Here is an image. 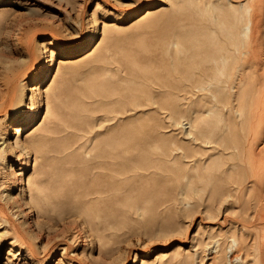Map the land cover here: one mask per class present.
<instances>
[{
    "label": "rangeland",
    "instance_id": "obj_1",
    "mask_svg": "<svg viewBox=\"0 0 264 264\" xmlns=\"http://www.w3.org/2000/svg\"><path fill=\"white\" fill-rule=\"evenodd\" d=\"M10 80L0 264H264V0H0V95ZM45 138L47 153L20 164L14 142Z\"/></svg>",
    "mask_w": 264,
    "mask_h": 264
},
{
    "label": "bare ground",
    "instance_id": "obj_2",
    "mask_svg": "<svg viewBox=\"0 0 264 264\" xmlns=\"http://www.w3.org/2000/svg\"><path fill=\"white\" fill-rule=\"evenodd\" d=\"M226 1V0H225ZM247 1V0H246ZM227 2H229V1H227ZM248 5V4H247ZM249 6V5H248ZM248 9H250V7L248 8ZM231 12H233V13H235V10L233 9V11H231ZM203 13V12H202ZM232 13V14H233ZM251 13V12H250ZM237 14V13H236ZM236 14H234V15H236ZM241 14V13H240ZM101 16V15H100ZM233 16V15H232ZM237 16V15H236ZM240 16L241 15H239V17H238V19H240ZM243 16V15H242ZM237 17L235 18V17H230V18H235V20L234 19H232V25H237V27H238V24H236V19H237ZM241 20V19H240ZM238 23V22H237ZM262 23H263V20H262V15H261V13H255L254 15H250V19H249V22L248 23H246V24H244V22H243V24L245 25V27H244V30H243V32L246 34V33H248L249 32V35H250V33H251V35H252V39L254 40V38L256 37V36H258V34L260 33V31H261V27H262ZM242 24V26H244ZM111 25H113V24H110L109 26H111ZM102 26V25H101ZM224 27V25L222 26V28ZM225 27H227L226 25H225ZM110 29V28H109ZM225 29H229V30H227L228 31V33L227 32H225L224 34L226 35V33L228 34V36L229 37H233L234 35H238L239 34V32L238 31H236L234 28H229V27H227V28H225ZM224 29V30H225ZM240 35V34H239ZM242 35V34H241ZM211 36V35H210ZM227 36V35H226ZM216 37V36H215ZM228 37V38H229ZM239 37V36H238ZM219 38V37H218ZM218 38H216V39H218ZM231 39V38H230ZM234 39V38H233ZM241 39H243V38H240V40ZM253 40L251 41V46L249 45L248 46V48H246L245 50H244V53H246V52H249V53H255V52H257L258 50H259V47L258 46H256L255 44H254V42H253ZM217 41V40H216ZM236 41V40H235ZM243 41V40H242ZM246 41V40H245ZM212 42V41H211ZM239 42V41H238ZM238 42H234V41H232V43H235V44H238ZM67 43V42H66ZM209 44H210V42H209ZM225 44V43H224ZM221 46V45H220ZM240 47V46H239ZM214 48H215V46H214ZM217 48V47H216ZM224 48H226L225 46H224ZM236 48V47H235ZM238 48V47H237ZM213 49V48H212ZM185 51V50H184ZM210 51V50H209ZM166 52H168L167 50H166ZM182 53V52H181ZM181 55H183V54H181ZM219 57H220V54H219ZM51 58V57H50ZM217 58V57H216ZM215 58V59H216ZM214 59V58H213ZM221 59V58H220ZM229 60V66H231L232 67V65H234V61H233V59L232 58H230V59H227V61ZM253 62V61H252ZM226 63V62H225ZM228 66V68L230 69V67ZM119 67V66H118ZM110 68V67H109ZM112 68V67H111ZM223 68V67H222ZM228 69V70H229ZM217 70V69H216ZM224 71V70H223ZM223 71H221L222 73H224L225 74V72H223ZM29 72V71H28ZM157 75V74H156ZM192 75V74H191ZM220 75V77H222V75H221V73L219 74ZM193 76H194V74H193ZM224 76V75H223ZM230 76H232V74L230 73L229 74V77ZM189 77V76H188ZM235 77H237V76H235ZM156 78V77H155ZM191 78V77H190ZM119 79V78H118ZM121 79V78H120ZM234 79V78H233ZM122 80V79H121ZM120 80V81H121ZM126 80V79H125ZM124 80V81H125ZM123 81V80H122ZM157 81V80H156ZM226 82V81H228V79H222L220 82ZM159 82V81H158ZM219 82V81H218ZM121 83V82H120ZM199 83V82H198ZM138 84V83H137ZM145 84V83H144ZM119 85V84H118ZM118 85H116V87L118 86ZM121 85H123L122 83H121ZM216 85V84H215ZM112 86V85H111ZM217 86V85H216ZM216 86H214V87H216ZM231 86H233V84L231 85ZM30 87V86H29ZM36 87L37 86H31L30 88H28V89H30V91H31V95H30V93H29V95H30V102H29V106H30V108H34V106H35V104H36V102H38V100L37 101H35L34 100V94H35V90H36ZM115 87V86H114ZM146 87V86H145ZM201 87V86H200ZM218 87V86H217ZM119 88V87H118ZM219 88H221V85H220V87ZM225 87H223L222 89H224ZM18 85H15L14 84V82L13 81H8V82H6L5 83V89L2 91V94L0 95L1 96V98H2V101L0 102V110H2L3 108H4V106H5V104L8 102V103H10V101H13L17 96V94H15V92L16 91H18ZM56 90H57V88H56ZM55 90V91H56ZM108 90H110V87L108 88ZM140 91H142L141 89H139ZM148 90H150V89H148ZM217 90V89H216ZM140 91H139V93H140ZM45 92V91H44ZM102 92V91H101ZM105 92V91H104ZM103 92V93H104ZM153 92V91H152ZM220 92H221V90H220ZM219 92V94H221ZM224 91L222 90V93H223ZM102 93V94H103ZM105 93H107V92H105ZM104 93V94H105ZM119 93V92H118ZM150 93H151V91H150ZM154 93V92H153ZM152 93V94H153ZM163 93V92H162ZM164 93H166V91L164 92ZM212 93V92H211ZM225 93V92H224ZM223 93V94H224ZM103 94V95H104ZM126 94V93H125ZM222 94V95H223ZM124 95V94H123ZM130 95V94H129ZM140 95H141V93H140ZM155 95V94H154ZM167 95H169V94H167ZM177 95V94H176ZM204 95V94H203ZM106 96H107V94H106ZM150 95H148V97H149ZM178 96V95H177ZM218 96H220V95H218ZM19 97V96H18ZM142 97V96H141ZM164 97V96H163ZM163 97H162V100H163ZM176 97V96H175ZM178 97H180V95L178 96ZM222 97V96H221ZM220 97V98H221ZM24 98V97H23ZM27 98V97H26ZM138 98H140L139 97V94H138ZM177 98V97H176ZM182 98V97H181ZM171 99V98H170ZM104 100V99H103ZM102 100V101H103ZM139 100V99H138ZM137 100V101H138ZM141 100H142V98H141ZM166 100V99H165ZM173 100H175L174 98L172 99V101ZM159 101H160V99H159ZM169 101V99L167 100V102ZM213 101V100H212ZM45 102V101H44ZM109 102H111V101H109ZM142 102V101H141ZM158 102V101H157ZM164 102V101H163ZM163 102H161V104L163 105ZM170 102V101H169ZM167 103V105L168 104H171V102L170 103ZM178 102V101H177ZM104 103V102H103ZM106 103V102H105ZM104 103V104H105ZM108 103V102H107ZM143 103V102H142ZM175 103H176V101H175ZM47 106L45 107L46 108V114H47V112L48 111H50L51 110V101H50V98H47ZM164 104H165V102H164ZM128 105V104H127ZM166 105V104H165ZM176 105V104H175ZM181 105V104H180ZM21 106V105H20ZM27 106H28V104H27ZM116 106H118V105H116ZM161 106V105H160ZM173 106V105H172ZM18 107V106H17ZM115 107V106H114ZM167 107V106H166ZM171 107V106H170ZM175 107V106H174ZM115 108H118V107H115ZM175 108H179V107H175ZM210 108V107H209ZM219 108V107H218ZM20 109V108H19ZM180 109V108H179ZM208 109V108H207ZM206 109V110H207ZM110 110H111V108H110ZM170 110H172L171 108H170ZM170 110H169V113H170ZM173 110H175V109H173ZM172 110V111H173ZM197 110V109H196ZM201 110V109H200ZM199 110V111H200ZM215 110V109H214ZM44 111V110H43ZM124 111V110H123ZM155 111V110H154ZM177 112H178V117L180 116V113H179V111L178 110H176ZM176 111H175V113H176ZM192 111H193V108H192ZM195 111V110H194ZM148 112V111H147ZM151 112V111H150ZM174 112V111H173ZM247 112V111H246ZM139 113V112H138ZM141 113H143V112H141ZM152 113H154L153 111L150 113L151 114V116H154V115H157V114H154V115H152ZM159 113V112H158ZM175 113H174V115H175ZM184 113V112H183ZM140 114V113H139ZM182 114V113H181ZM168 115H170V114H168ZM174 115H171V117L172 116H174ZM176 115H177V113H176ZM191 115V114H190ZM215 115H216V113H215ZM25 117H27V118H30L31 116H32V113L30 112V113H26L25 115H24ZM46 116V115H45ZM45 116H44V118H45ZM148 116H149V114L147 115V118H148ZM151 116L149 117V119H151ZM184 116H185V114H184ZM189 116V115H188ZM220 116V115H219ZM42 117V116H41ZM137 117V116H136ZM141 117V116H140ZM140 117L138 118V119H140ZM146 117V116H145ZM175 117V116H174ZM181 117V116H180ZM179 117V118H180ZM191 117V116H190ZM217 117H218V115H217ZM44 118H43V120L41 121V124L43 123V121H44ZM175 118H177V116L175 117ZM178 118V119H179ZM187 118V117H186ZM193 118V117H192ZM215 118V117H214ZM220 118V117H219ZM134 120H135V115H134V118H133ZM132 119V120H133ZM142 119H144V117L142 118ZM161 119V118H160ZM178 119H176V121L178 120ZM188 119H189V117H188ZM222 119V118H221ZM224 119V118H223ZM129 120V119H128ZM131 120V122H133ZM161 120H163V119H161ZM210 120H213V119H210ZM215 120V119H214ZM54 121V120H53ZM136 121V120H135ZM139 121V120H138ZM174 121V120H173ZM191 121V120H190ZM189 121V122H190ZM219 121V120H218ZM226 121V120H225ZM127 122V121H126ZM140 122V121H139ZM161 122V121H160ZM216 122V121H215ZM214 122V123H215ZM128 123V122H127ZM130 123V122H129ZM141 123H142V120H141ZM144 123H148V122H144ZM143 123V124H144ZM162 123V122H161ZM213 123V122H212ZM134 124H136V122H134ZM133 124V126H132V128H134V126L136 127V125H134ZM137 124H138V122H137ZM149 124V123H148ZM157 124V123H156ZM155 124V125H156ZM203 124V123H202ZM219 125L221 124V123H218ZM128 125V124H127ZM158 126H160L159 124H157ZM205 125H206V123H205ZM211 125V124H210ZM263 125V124H262ZM123 126V125H122ZM121 126V127H122ZM139 127H140V125H138ZM142 126V125H141ZM147 126H151L150 124L149 125H147L146 124V127ZM154 125L152 124V127H153ZM163 125H161V127H162ZM204 126V125H203ZM215 126H217V124L215 125ZM227 125L225 124V126L224 127H226ZM77 127H79L78 125H77ZM124 127V126H123ZM130 127H131V125H130ZM139 127H137L138 129H139ZM142 127H144V125L142 126ZM141 127V128H142ZM152 127H150V128H152ZM165 127H166V125H165ZM168 127V126H167ZM188 127V126H187ZM214 127V126H213ZM127 127L125 126V128L124 129H126ZM136 128V129H137ZM145 128V127H144ZM155 128V127H154ZM202 128H207V127H202ZM215 128V127H214ZM217 128V127H216ZM215 128V130H218V128L216 129ZM227 128V127H226ZM225 128V129H226ZM16 129V131H17V135H19L20 133H21V131H22V129L18 126L17 128H15ZM118 129V128H117ZM130 129V128H129ZM129 129L127 130L128 131V133H129ZM135 129V128H134ZM134 129H130V132L131 131H133ZM137 129V130H138ZM143 129V128H142ZM141 129V130H142ZM149 129V128H148ZM153 129V128H152ZM211 129H213V128H211V126H210V130ZM221 129V128H220ZM88 130V129H87ZM157 130V129H156ZM199 129H197V131H198ZM201 130V129H200ZM207 130V129H206ZM205 130V131H206ZM215 130H214V132H215ZM261 130H262V128H261ZM123 131V130H122ZM135 131V130H134ZM133 131V132H134ZM142 131H144V130H142ZM220 131H223V130H219V133H220ZM33 132H35V131H33ZM123 132H125V131H123ZM133 132H131V134L133 133ZM138 132H139V130H138ZM137 132V133H138ZM200 132V131H199ZM198 132V133H199ZM202 133L201 134H203L204 133V130L203 131H201ZM224 132V131H223ZM261 132V131H260ZM37 133V132H36ZM41 133V132H40ZM126 133V132H125ZM135 133V132H134ZM148 133H150V132H148ZM160 133H161V131H160ZM159 133V136H158V138L160 137V134ZM168 133H170V132H168ZM211 132L209 131V134H210ZM124 134V133H123ZM130 134V133H129ZM131 134H130V136H131ZM138 134H140V132L138 133ZM142 134V133H141ZM147 134V133H146ZM201 134H198V135H200L201 136ZM208 134V135H209ZM215 134V133H214ZM217 134V133H216ZM133 135V134H132ZM135 135H137V134H135ZM149 135V134H148ZM211 135V134H210ZM220 135V134H219ZM134 136V135H133ZM132 136V137H133ZM138 136V135H137ZM145 136H147V135H145ZM145 136H142V138H140L139 136L138 137H136L135 136V138L137 139V140H139V139H143V137H145ZM153 136V135H152ZM161 136H163V135H161ZM165 136V135H164ZM169 136H171L172 137V135H169ZM213 136V135H212ZM216 136V135H215ZM260 136V135H259ZM2 136H0V138H1ZM150 137H151V135H150ZM150 137H148L147 136V138H148V140L150 139ZM210 137V136H209ZM219 137V136H218ZM4 138V137H3ZM17 138H18V136H17ZM74 138H76V137H71V139H74ZM77 138H79L78 136H77ZM124 138H127L126 136H124ZM123 138V139H124ZM134 137L132 138V139H134V143L135 144H137L136 142H135V139ZM146 138V137H145ZM147 138H146V140H147ZM152 138V137H151ZM163 137H160V139H162ZM208 138V137H207ZM211 138V137H210ZM70 139V138H69ZM120 139V138H119ZM156 139V138H155ZM154 139V140H155ZM167 139L169 140V137H167ZM171 139V138H170ZM173 139V138H172ZM203 139V138H202ZM14 140V139H13ZM128 140H131L130 138L128 139ZM136 140V141H137ZM145 140V139H144ZM151 140V139H150ZM153 140V141H154ZM158 140V139H157ZM165 140V139H164ZM164 140H161V141H164ZM175 140V139H174ZM216 140V139H215ZM127 141V140H126ZM132 141V140H131ZM166 141V140H165ZM171 141H173V140H171ZM112 142V141H111ZM122 142V141H121ZM133 142V141H132ZM139 142V141H138ZM145 143H146V141H144ZM151 142V144H152V140L150 141ZM155 142V141H154ZM166 142H168V141H166ZM166 142H161V143H163L164 145H167L168 143H166ZM170 142V141H169ZM3 143H4V141H3ZM119 143V142H118ZM127 143H129V141L127 142ZM127 143L126 144H124V145H127ZM139 143H141V141L139 142ZM139 143H138V145H139ZM148 144H149V142H147ZM166 143V144H165ZM171 143V142H170ZM170 143H169V145H170ZM173 143V142H172ZM57 144V143H56ZM144 144V143H143ZM163 144H161V145H163ZM122 145V144H121ZM123 145V146H124ZM129 145L130 144H128V147L127 148H129ZM169 145H167V147L169 148V150H170V147H169ZM6 146V145H5ZM11 146V145H10ZM22 145H21V143H20V140H16V142H14V145L12 146V147H14L15 148V150H16V153H15V155H16V159L20 162V164H24V162L23 161H25V160H28L29 161V159H27L26 157H28L29 158V156L27 155V153H30V152H33L34 154H36V156L37 155H40V156H43V154H45V153H47V151L49 150V144H48V140L45 138L44 139V142H41V143H39V144H33L32 146H30V147H25V146H23V147H21ZM130 146H132V145H130ZM141 146V145H140ZM144 146H145V144H144ZM148 147H149V145H147ZM11 147V148H12ZM61 147H63V146H60V148ZM125 147V146H124ZM123 147V148H124ZM142 147H143V145H142ZM157 147V146H156ZM159 147H160V149H161V146L159 145ZM164 147V146H163ZM173 147V146H172ZM19 148H21V152H17V151H19L18 149ZM59 148V147H58ZM118 148V151H119V148H120V145H119V147H117ZM150 148L151 149H153V148H155V146H153V148L150 146ZM150 148H148V150L150 149ZM167 148V149H168ZM54 149H56V148H54ZM62 150H63V148H61ZM104 149V148H103ZM131 149H134V150H136V149H138V147L137 148H131ZM141 149V148H140ZM143 149L145 150V148L143 147ZM157 149H158V147H157ZM165 149H166V146H165ZM257 149V148H256ZM98 150H101V149H98ZM127 151H128V149H126ZM148 150H146V151H148ZM155 150H156V148H155ZM161 150H164V149H161ZM168 150V151H169ZM238 151H239V149H237ZM55 151V150H54ZM80 151V150H79ZM82 151V150H81ZM102 151V150H101ZM130 151V150H129ZM137 152H138V150H136ZM151 151V150H150ZM153 151V150H152ZM58 152H61V151H58ZM99 152V151H98ZM121 152V151H120ZM161 152H163V151H161ZM165 152H166V150H165ZM134 152H132L131 154H133ZM139 153V152H138ZM138 153H137V155H138ZM167 153H171L172 154V152H167ZM80 154V153H79ZM94 154V153H93ZM100 154V153H99ZM163 154H165V153H163ZM136 155V154H135ZM135 155H134V157H135ZM85 156V155H84ZM99 156V155H98ZM101 156V155H100ZM103 156V155H102ZM123 156V155H122ZM130 156H132V155H130L129 154V156H128V159H129V157ZM170 156V155H169ZM65 157V156H64ZM64 157H62L61 156V158H64ZM94 157V156H93ZM126 158V157H125ZM132 157H130V159H131ZM64 159H66V158H64ZM134 159V158H133ZM176 159V158H175ZM218 159H219V157H218ZM62 160V159H61ZM171 160H174V159H171ZM221 160V159H220ZM220 160H219V162H220ZM63 161V160H62ZM138 161V160H137ZM222 161V160H221ZM125 162V161H124ZM124 162H121L122 163V165H123V163ZM174 162H176V161H174ZM218 162V161H217ZM120 163V162H119ZM120 163V164H121ZM173 163V162H172ZM39 164H40V162H38V160L36 159L35 160V162H34V168L35 169H38V166H39ZM224 164H225V162H224ZM56 165V164H55ZM55 165L53 166V168L55 167ZM125 165V164H124ZM215 165V164H214ZM217 165H218V163H217ZM59 166V165H58ZM129 166V165H128ZM187 166V165H186ZM219 166V165H218ZM52 167V166H51ZM86 167V166H85ZM89 167V166H88ZM121 167V166H120ZM124 167V166H123ZM57 168H59V167H57ZM90 168V167H89ZM132 168V170H133V167H131ZM192 168H194V167H192ZM197 168H198V166H197ZM217 168V167H216ZM66 169V168H65ZM119 169V168H118ZM123 169V168H122ZM217 169H219V168H217ZM216 169V170H217ZM129 170H131V169H129ZM190 171H191V169H189ZM193 170V169H192ZM210 170V169H209ZM115 171H116V169H115ZM118 171V170H117ZM122 171V170H121ZM59 172H62V171H59ZM119 172V171H118ZM192 172V171H191ZM197 172V171H196ZM189 173V175H190V172H188ZM63 174V173H62ZM185 174V173H184ZM45 175V174H44ZM56 175V174H55ZM192 175V174H191ZM197 175H199L198 173H197ZM209 175V174H208ZM114 176V175H113ZM186 176V175H185ZM210 176V175H209ZM27 177V176H26ZM191 177V176H190ZM190 177H188V178H190ZM56 178V177H55ZM126 178V177H125ZM219 178V177H218ZM33 179V180H32ZM185 179V178H184ZM187 179V178H186ZM205 179V178H204ZM113 180V179H112ZM32 181H34V182H37V179H36V177H32V178H30V177H28V184H30ZM115 181H118L117 179L115 180ZM186 181V180H185ZM190 181V180H189ZM112 182V181H111ZM188 181H186V183H187ZM193 182V181H192ZM203 182V181H202ZM116 183V182H115ZM117 183H119V185H118V187L121 189L122 187H121V185L122 184H120V182L118 181ZM121 183H122V181H121ZM123 183H125V180H123ZM194 183V182H193ZM201 183V182H200ZM208 183H209V181H208ZM190 183L188 182V185H189ZM191 185V184H190ZM210 185V184H209ZM116 186H117V184H116ZM115 185H114V187L113 188H115L116 187ZM186 186H187V184H186ZM185 186V187H186ZM182 187V186H181ZM190 188H191V186H189ZM119 188H117V189H119ZM188 189V188H187ZM246 189V188H245ZM102 190V189H101ZM186 190V189H185ZM180 191L182 192V190L180 189ZM188 191H189V189H188ZM103 192V191H102ZM121 193V192H120ZM183 193V192H182ZM30 194H32L31 193V191H30ZM122 194V193H121ZM125 195V194H124ZM203 195V194H202ZM182 196V195H181ZM125 197V196H124ZM123 198V197H122ZM182 198H183V196H182ZM261 197H258L257 196V201H261ZM189 201V200H188ZM244 201V200H243ZM105 207V206H104ZM241 207H242V209L243 210H245L244 209V207L241 205ZM262 208H263V205H262ZM36 211V210H35ZM18 241V240H17ZM12 245V244H11ZM72 250V249H71ZM33 253H35V250H33L32 251ZM52 253V252H51ZM233 254V253H232ZM233 257H235V255L233 256ZM253 259V258H252ZM40 260V259H39ZM233 261V260H232Z\"/></svg>",
    "mask_w": 264,
    "mask_h": 264
}]
</instances>
